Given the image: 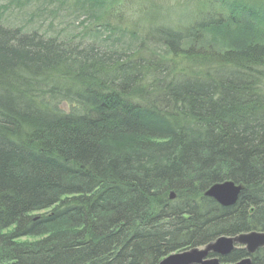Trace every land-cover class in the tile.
I'll return each mask as SVG.
<instances>
[{
  "label": "trees",
  "instance_id": "16d2710c",
  "mask_svg": "<svg viewBox=\"0 0 264 264\" xmlns=\"http://www.w3.org/2000/svg\"><path fill=\"white\" fill-rule=\"evenodd\" d=\"M125 1L0 0V264H159L264 231V0L152 28ZM228 181L236 205L206 197Z\"/></svg>",
  "mask_w": 264,
  "mask_h": 264
},
{
  "label": "water",
  "instance_id": "95a60500",
  "mask_svg": "<svg viewBox=\"0 0 264 264\" xmlns=\"http://www.w3.org/2000/svg\"><path fill=\"white\" fill-rule=\"evenodd\" d=\"M242 185H236L232 181L217 183L209 188L206 197L215 200L222 207L234 206L238 202L240 193L243 190ZM175 199V193L170 196ZM243 247L248 253V257L242 258L239 262L228 264H253L252 257L259 250L264 248V231H253L252 233H243L235 237H220L211 242L204 248H193L185 252H177L166 257L159 264H227L221 261V258L231 256L232 252ZM17 264V263H14Z\"/></svg>",
  "mask_w": 264,
  "mask_h": 264
},
{
  "label": "rangeland",
  "instance_id": "374dc122",
  "mask_svg": "<svg viewBox=\"0 0 264 264\" xmlns=\"http://www.w3.org/2000/svg\"><path fill=\"white\" fill-rule=\"evenodd\" d=\"M204 0H126L123 6H119L117 7L115 10V16L116 18L118 17L119 19L121 17H124L126 20V22L128 21H132L134 20V18L136 19L137 17L133 16V12H134V7H136L137 5L140 7L142 6V8L147 7L148 9H150L149 16L148 19L145 17L143 18L144 20V25L147 23H149L150 28H152L151 25L152 24V20L153 18L156 20L155 23H159L160 25H172V26H181V25H185L188 23V21L192 20L194 18V16L198 15L199 12H203L205 13L207 11V8H205V6H200L203 4H198L200 2H202ZM217 0H214V4H216ZM198 4V5H196ZM153 5V8L155 6L160 7L159 8H150L149 6ZM35 7L34 6L30 7V9H33ZM164 8V9H162ZM36 10V8H35ZM130 12V13H129ZM133 18V19H132ZM152 19V20H151ZM80 20H85V17H81L78 21H73V18H70L68 23L69 25L67 26V30L68 33L70 34H74L77 35L79 34L83 28H80ZM43 24H45V22L40 21ZM125 23V28H129L131 27L132 29V25L128 23ZM39 25V22L37 23ZM37 25V26H38ZM85 26H87V23L85 24ZM130 26V27H129Z\"/></svg>",
  "mask_w": 264,
  "mask_h": 264
},
{
  "label": "bare ground",
  "instance_id": "6f19581e",
  "mask_svg": "<svg viewBox=\"0 0 264 264\" xmlns=\"http://www.w3.org/2000/svg\"><path fill=\"white\" fill-rule=\"evenodd\" d=\"M235 251H237V250H235ZM235 251H234V252H235ZM232 253H233V252H232Z\"/></svg>",
  "mask_w": 264,
  "mask_h": 264
}]
</instances>
